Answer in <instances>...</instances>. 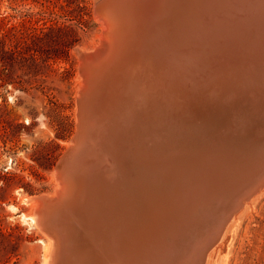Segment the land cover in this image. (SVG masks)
Here are the masks:
<instances>
[{
	"label": "water",
	"instance_id": "obj_1",
	"mask_svg": "<svg viewBox=\"0 0 264 264\" xmlns=\"http://www.w3.org/2000/svg\"><path fill=\"white\" fill-rule=\"evenodd\" d=\"M110 1L94 6L105 27ZM151 4L120 48L104 31L77 53V132L57 166L69 178L35 211L50 264H184L187 250L204 264L264 187V55L250 49L264 0H175L171 17ZM115 179L136 190L120 218L102 200Z\"/></svg>",
	"mask_w": 264,
	"mask_h": 264
},
{
	"label": "rangeland",
	"instance_id": "obj_2",
	"mask_svg": "<svg viewBox=\"0 0 264 264\" xmlns=\"http://www.w3.org/2000/svg\"><path fill=\"white\" fill-rule=\"evenodd\" d=\"M94 6L0 0V264H45L49 238L22 215L32 216L31 198L54 195L57 166L77 132V53L94 51L103 27ZM225 238L227 247L209 264H264V195Z\"/></svg>",
	"mask_w": 264,
	"mask_h": 264
},
{
	"label": "bare ground",
	"instance_id": "obj_3",
	"mask_svg": "<svg viewBox=\"0 0 264 264\" xmlns=\"http://www.w3.org/2000/svg\"><path fill=\"white\" fill-rule=\"evenodd\" d=\"M178 1H183L186 4V2L188 0L187 1L177 0V2ZM150 2L151 3L153 2L154 4L157 3L155 8L159 11L160 10L162 11L161 16H167V17H169V15H170V17L173 16L172 10L176 8V5H174L175 0H153V1L152 0H111L110 4L108 5V13L105 11H103L105 13H102V16L105 19L109 20L110 24H108V27H105L103 24V21H101L103 27H102V34L99 36L100 44L98 45V47L95 48L94 51L89 52V53L84 51L83 53H87V55H90L92 53H95V51H97V49H101V47L103 45V38H104L103 32L104 31L109 33L110 38H112V39H110V42H109V43H111V45H110L111 50L112 49L116 50L117 48H120L119 46L122 45V42L125 40L127 33L129 31L128 24H130L131 19L134 16V12L138 9L143 8V6L146 3H147L146 5L149 6ZM143 3H144V5H143ZM151 3H150V5H151ZM98 20H99V18H98ZM254 27H255L254 30H252L250 33V35L252 36L251 39H252V43L254 46H252L250 49L253 50L255 48V51L254 52L252 51V52L256 55H257V52L264 55V22L259 21ZM160 33L162 34V30ZM165 34L169 36L170 31H167ZM128 42L129 43L132 42V39H129ZM107 43H108V41H107ZM132 63L136 65L137 61H133ZM90 64H93V62ZM121 64H122V61H121ZM80 67H81V63H80ZM83 82H84V80H82V83H80L81 86H83ZM81 86H80V88H81ZM70 149H71V145L69 146L68 150H70ZM74 165H76V164H72L71 166H74ZM69 170L73 173L76 171V168L75 169H69ZM249 175H251V174H249ZM57 176H58L59 180L57 179ZM63 176L66 178H69V174H67L66 172L62 171V172H60V174L58 171L55 172V177H56L55 180H57L56 191H55L53 196L47 195L46 197H49L52 199V198L56 197L57 194L62 189L64 190L63 184L65 182L64 179H66V178H63ZM153 178L154 177L152 175H150V176H148V178L146 180L148 183L151 182V179H152V182H154L155 179H153ZM73 179H75V178H73ZM116 180L117 179H115V181H113V182L116 183ZM115 183L112 184L111 186H109L110 188H109V191L107 193L102 190L103 191L102 200L104 202H110L112 204V209H114L113 213L115 212L114 214L119 215V217H117V218H120V216L123 217V214L125 211L124 208H125V205L127 204V198H129L132 195H135L136 190L134 192V189L130 188V186L126 182H124V183H120V182L118 183L117 182L116 184ZM65 191H67V189H65ZM101 192L97 195V198H98V196L101 198V195H100ZM258 192L259 193L254 198H252L251 201L249 203H247V205L244 207L246 210L249 209L253 205V203H255L260 197H262L264 195V187H262V189ZM87 193H89V194H87ZM93 193H94V191H93ZM91 194H92V192L87 189V190H85V193L83 196H91ZM29 201H30V199H29ZM31 201L33 202V214H32V216H30V218H28L29 216H26L24 214L22 216L24 217V220L26 222L28 220H30L32 223H34L35 225L38 226V224H37L38 216H37V213H35V211L36 210L38 211L41 209V205H40L41 203H40V201L37 200V198H31ZM105 205H107V204L105 203ZM245 209L244 210L242 209L243 211L241 210L242 211L241 214H239L237 217L233 218V220H231L230 224L232 222L237 221L242 216L243 212L246 211ZM45 211H46V209L42 210L43 218L45 215ZM230 224L225 227L226 229L224 231V235L220 239L219 244L217 246H216V244H214L213 246H211L209 251L206 252L205 258H204V260H205L204 264H209L212 261V259L214 257H216L218 252L223 249L224 246L227 247V245H225V243H227L226 242L227 239L225 237L227 235V230H228V227L230 226ZM233 231L234 230H232V232ZM227 238H228V236H227ZM230 239H231V236H230ZM47 245H48V248H47L48 249V255H47V258L45 260V264H50L51 260H52L53 253H54L55 245H56L55 239H54V243L52 240L49 239V243ZM195 247H197V249H200L199 243L196 244ZM104 250H108V249H106L104 247ZM224 251L226 252L227 250H224ZM196 256H197V252L191 253V251L188 252V250H187V254H186V252L185 253L183 252L181 258H183L184 264H192V262L194 261ZM198 260L201 264V257H198ZM190 261H191V263H190ZM193 264H196V263L194 262Z\"/></svg>",
	"mask_w": 264,
	"mask_h": 264
},
{
	"label": "trees",
	"instance_id": "obj_4",
	"mask_svg": "<svg viewBox=\"0 0 264 264\" xmlns=\"http://www.w3.org/2000/svg\"><path fill=\"white\" fill-rule=\"evenodd\" d=\"M17 229H18V227H17ZM11 236H12V234L9 233V234H8V237H11ZM0 237H1V238H4V237H6V235H5L3 232H1V233H0ZM3 242H4V241H2L1 244H2Z\"/></svg>",
	"mask_w": 264,
	"mask_h": 264
}]
</instances>
